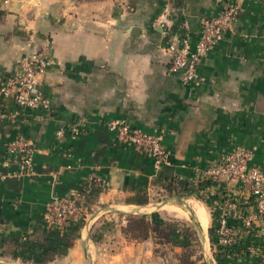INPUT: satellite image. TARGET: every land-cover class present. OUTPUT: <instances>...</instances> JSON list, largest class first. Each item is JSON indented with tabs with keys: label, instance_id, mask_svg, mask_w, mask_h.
I'll return each instance as SVG.
<instances>
[{
	"label": "crops",
	"instance_id": "1",
	"mask_svg": "<svg viewBox=\"0 0 264 264\" xmlns=\"http://www.w3.org/2000/svg\"><path fill=\"white\" fill-rule=\"evenodd\" d=\"M226 1L0 0V85L23 55L43 49L48 66L39 88L51 105L22 112L0 95L7 114L0 119V264H264V236H247L238 218L251 197L237 183L200 184L237 147L252 151L249 165L264 170V0H233L237 15L202 58L197 83L167 72V46L186 34L196 42L201 23ZM75 122L79 137L56 139ZM110 124L158 136L167 163L155 169ZM19 137L35 149L22 175L6 152ZM78 193V233L51 228L50 199ZM225 195L238 240L214 255L210 232ZM138 217L170 224L172 239L130 238L128 221Z\"/></svg>",
	"mask_w": 264,
	"mask_h": 264
},
{
	"label": "built area",
	"instance_id": "2",
	"mask_svg": "<svg viewBox=\"0 0 264 264\" xmlns=\"http://www.w3.org/2000/svg\"><path fill=\"white\" fill-rule=\"evenodd\" d=\"M237 12V4L233 0H228L215 16L201 23L199 39L196 42H192L186 34L177 43L169 44L167 46L169 55L167 72L178 74L183 84L197 83L200 78L199 65L202 58L222 38ZM32 41L30 37L27 44L30 45ZM47 66L48 58L43 49L23 55L19 59L14 73L0 85L1 97L12 101L15 108L22 112L49 111L51 109L50 102L39 88V77L45 72ZM9 116H14V114ZM5 117L7 114L0 110V119ZM108 128L135 150L147 153L155 169H159L167 163L168 153L158 136L126 124H110ZM82 130V124L75 122L69 129L57 130L55 137L62 140L65 138V134H68L71 139H76L82 134ZM34 151V145L24 137H19L6 146V152L18 159L20 175L27 172ZM252 156V151L246 148H234L219 163L210 165L200 178L202 181L219 184L237 183L241 190L252 199V206L249 207V210L246 213L239 212L238 214L244 233L247 236H252L256 232L263 237L264 170L249 165ZM89 180L90 185L103 188V182L99 178H89ZM81 196V193L72 198L53 196L48 204L45 222L57 231H65L66 227L72 223L83 224L84 215L76 205ZM225 196L221 202L222 215L214 229L216 241L214 253L217 254L225 253L238 240L235 228L227 224L229 211L231 212L235 207L228 196ZM255 224H257V231L254 228ZM252 247L253 245L248 248V251H251Z\"/></svg>",
	"mask_w": 264,
	"mask_h": 264
},
{
	"label": "trees",
	"instance_id": "3",
	"mask_svg": "<svg viewBox=\"0 0 264 264\" xmlns=\"http://www.w3.org/2000/svg\"><path fill=\"white\" fill-rule=\"evenodd\" d=\"M200 184H202L204 186V185L210 184V182L209 181H206V182L203 181ZM136 221L140 222L141 227L144 230V231L142 230L144 233L140 234V236H138L139 235L138 232L135 233L136 230H134V228H133V226L136 224L135 223ZM81 225H82V223H74V224L72 223L68 227H66L65 231H60V232L69 231V232H71L73 234H77L78 231L81 228ZM159 229L165 230L168 233V237H167L168 239H164L161 235L158 234L159 233ZM173 231L174 230H173V228H172V226L170 224H163L161 226H158V225L150 226V224L143 217L132 218V219L130 218L129 221H128V225L126 227V234L129 237H131L132 239H144V238H146L148 236V234L150 232H152L155 235L156 238L160 239L161 241L165 240L164 242H169L172 239ZM210 238L212 239L213 245L215 246V242L216 241H215L214 236L212 235V232H210ZM214 248H216V246ZM219 254H221V253H219ZM214 255H218V254L214 253ZM185 258H186L185 255L182 256V259L185 260Z\"/></svg>",
	"mask_w": 264,
	"mask_h": 264
},
{
	"label": "rangeland",
	"instance_id": "4",
	"mask_svg": "<svg viewBox=\"0 0 264 264\" xmlns=\"http://www.w3.org/2000/svg\"><path fill=\"white\" fill-rule=\"evenodd\" d=\"M135 223L136 224L133 226V228H134V230H136L135 233L138 232L139 233L138 236H140V234L144 233L143 232L144 230L142 229L141 224H140L139 221H136ZM96 233H97V230H96ZM158 234L161 235L164 239H168L167 238L168 237V233L165 230L159 229V233ZM163 241H165V240H163Z\"/></svg>",
	"mask_w": 264,
	"mask_h": 264
},
{
	"label": "water",
	"instance_id": "5",
	"mask_svg": "<svg viewBox=\"0 0 264 264\" xmlns=\"http://www.w3.org/2000/svg\"><path fill=\"white\" fill-rule=\"evenodd\" d=\"M140 29L138 25L134 24L133 30L130 32L132 37H137L139 35Z\"/></svg>",
	"mask_w": 264,
	"mask_h": 264
},
{
	"label": "bare ground",
	"instance_id": "6",
	"mask_svg": "<svg viewBox=\"0 0 264 264\" xmlns=\"http://www.w3.org/2000/svg\"><path fill=\"white\" fill-rule=\"evenodd\" d=\"M191 201H192V200H191ZM193 204H194V203H193ZM197 206H198V205H197ZM195 210H196V209H195ZM201 210H202V208H201ZM202 215H203V213H202ZM202 217L205 218L204 216H202ZM203 218H202V219H203ZM204 220L206 221V219H204ZM202 221H203V220H202ZM205 221H204V222H205ZM200 222H201V221H200ZM206 223H207V222H206ZM206 223H205V225H206ZM201 225H202V223H201ZM202 226H204V225H202ZM203 230H204V229H203Z\"/></svg>",
	"mask_w": 264,
	"mask_h": 264
}]
</instances>
